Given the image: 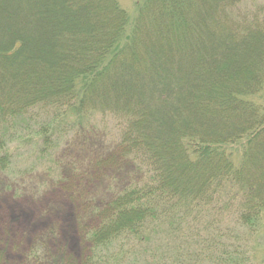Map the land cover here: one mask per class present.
I'll return each instance as SVG.
<instances>
[{"label": "trees", "instance_id": "1", "mask_svg": "<svg viewBox=\"0 0 264 264\" xmlns=\"http://www.w3.org/2000/svg\"><path fill=\"white\" fill-rule=\"evenodd\" d=\"M259 95L258 0H0V172L38 161L84 227L28 263L264 264Z\"/></svg>", "mask_w": 264, "mask_h": 264}, {"label": "rangeland", "instance_id": "2", "mask_svg": "<svg viewBox=\"0 0 264 264\" xmlns=\"http://www.w3.org/2000/svg\"><path fill=\"white\" fill-rule=\"evenodd\" d=\"M116 1L132 15L135 4L142 0ZM258 1L264 3V0ZM252 99L264 108V96ZM25 162H17L11 170L21 174L35 169L23 178L28 184L26 190L16 189L8 173L0 172V264H29V251L43 245H54V249H63L67 256L80 260L86 250L82 236L84 227L79 224L78 216L73 219L71 201L60 191L47 189L44 166H35L40 163L34 160ZM262 229L264 236V225ZM45 232L47 234L43 235Z\"/></svg>", "mask_w": 264, "mask_h": 264}]
</instances>
